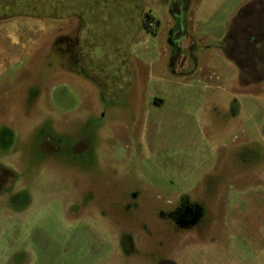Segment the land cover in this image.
I'll return each mask as SVG.
<instances>
[{
	"label": "rangeland",
	"instance_id": "obj_1",
	"mask_svg": "<svg viewBox=\"0 0 264 264\" xmlns=\"http://www.w3.org/2000/svg\"><path fill=\"white\" fill-rule=\"evenodd\" d=\"M25 3L0 20V264H264V0Z\"/></svg>",
	"mask_w": 264,
	"mask_h": 264
},
{
	"label": "trees",
	"instance_id": "obj_2",
	"mask_svg": "<svg viewBox=\"0 0 264 264\" xmlns=\"http://www.w3.org/2000/svg\"><path fill=\"white\" fill-rule=\"evenodd\" d=\"M28 0H0V20L1 19H6V18H10L12 16H16V15H21L24 13H28L30 10V5L29 3H25ZM247 7H242L235 15V17L233 18V23L228 31L227 34V53L233 57V55L231 54V50H232V44H230V41L233 39V35L231 32L232 27H234L235 23H236V19L240 16L241 12L246 11ZM48 14L50 15H57L55 11H47ZM152 15L149 13H144L143 15V19H142V27H144L145 29H149L150 28V23H152ZM252 39L253 36L249 37ZM248 40V41H249ZM243 47V46H242ZM236 59V58H235ZM236 61L238 62V60L236 59ZM239 65V62H238ZM241 69V67H240ZM242 71V69H241ZM243 72V71H242Z\"/></svg>",
	"mask_w": 264,
	"mask_h": 264
},
{
	"label": "flooded vegetation",
	"instance_id": "obj_3",
	"mask_svg": "<svg viewBox=\"0 0 264 264\" xmlns=\"http://www.w3.org/2000/svg\"><path fill=\"white\" fill-rule=\"evenodd\" d=\"M62 38L60 37H56L54 40H53V45L56 47V48H62V49H67L69 50L70 48H72L74 45H73V42L71 43L69 40L67 41V44L64 46L62 44H60V40ZM72 45V46H71ZM6 177V174H5V171L4 169L1 167L0 165V183L2 181L5 180ZM185 203V202H184ZM189 204H183V203H179L176 207H175V210L176 212H181L182 214H186L188 213L187 208H188ZM189 209V208H188ZM186 224H185V223ZM184 223V224H183ZM190 218H184V220L182 221V225H180L182 228H187V227H190L189 224H190ZM193 227V226H192ZM191 228V227H190ZM158 264H175L173 261H171L170 259H167V258H162L159 260Z\"/></svg>",
	"mask_w": 264,
	"mask_h": 264
},
{
	"label": "crops",
	"instance_id": "obj_4",
	"mask_svg": "<svg viewBox=\"0 0 264 264\" xmlns=\"http://www.w3.org/2000/svg\"><path fill=\"white\" fill-rule=\"evenodd\" d=\"M137 15H138V19H139V24L141 23V25H142V19H143V15H144V13H149V14H151L152 15V23L155 21V17H154V15L152 14V13H150V10H148V11H146L145 10V7L144 6H138V8H137ZM76 22H77V25H78V20H75ZM80 24V23H79Z\"/></svg>",
	"mask_w": 264,
	"mask_h": 264
},
{
	"label": "built area",
	"instance_id": "obj_5",
	"mask_svg": "<svg viewBox=\"0 0 264 264\" xmlns=\"http://www.w3.org/2000/svg\"><path fill=\"white\" fill-rule=\"evenodd\" d=\"M152 23H150V25H151Z\"/></svg>",
	"mask_w": 264,
	"mask_h": 264
}]
</instances>
